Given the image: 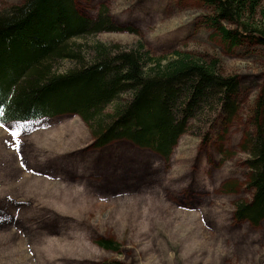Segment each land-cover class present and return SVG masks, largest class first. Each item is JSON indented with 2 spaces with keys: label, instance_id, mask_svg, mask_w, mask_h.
<instances>
[{
  "label": "rangeland",
  "instance_id": "obj_1",
  "mask_svg": "<svg viewBox=\"0 0 264 264\" xmlns=\"http://www.w3.org/2000/svg\"><path fill=\"white\" fill-rule=\"evenodd\" d=\"M22 1L0 0V10ZM77 1L87 16L107 6L132 30L74 42L217 57L243 82L241 109L215 137L184 134L168 160L127 140L97 148L78 115L0 123V264H264V221L234 217L235 203L251 197L241 143L264 85V49L248 38L229 46L203 0ZM99 237L122 251L102 249Z\"/></svg>",
  "mask_w": 264,
  "mask_h": 264
},
{
  "label": "trees",
  "instance_id": "obj_2",
  "mask_svg": "<svg viewBox=\"0 0 264 264\" xmlns=\"http://www.w3.org/2000/svg\"><path fill=\"white\" fill-rule=\"evenodd\" d=\"M77 2L23 0L0 10L1 124L78 115L95 147L127 140L168 160L184 134L215 137L237 116L243 82L225 74L219 58L182 51L154 57L143 43L98 41L85 49L73 40L132 28L120 26L107 6L87 16ZM203 2L212 9L207 23L229 46L248 38L264 49V0ZM62 61L74 65L62 70ZM252 115L241 143L251 197L235 203L234 217L257 226L264 221V85ZM96 244L122 251L108 237Z\"/></svg>",
  "mask_w": 264,
  "mask_h": 264
},
{
  "label": "snow or ice",
  "instance_id": "obj_3",
  "mask_svg": "<svg viewBox=\"0 0 264 264\" xmlns=\"http://www.w3.org/2000/svg\"><path fill=\"white\" fill-rule=\"evenodd\" d=\"M0 114H2V110H0ZM3 125H0V127H2ZM24 126L23 125H19L15 130H13L11 132V137L13 140L16 141V147L19 148L20 147V140L18 139L19 135H20V132H21V129L23 128Z\"/></svg>",
  "mask_w": 264,
  "mask_h": 264
},
{
  "label": "flooded vegetation",
  "instance_id": "obj_4",
  "mask_svg": "<svg viewBox=\"0 0 264 264\" xmlns=\"http://www.w3.org/2000/svg\"><path fill=\"white\" fill-rule=\"evenodd\" d=\"M100 238V237H99Z\"/></svg>",
  "mask_w": 264,
  "mask_h": 264
}]
</instances>
